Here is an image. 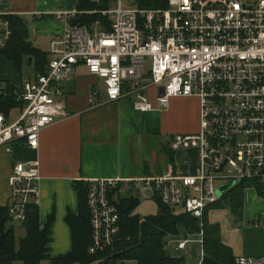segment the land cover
<instances>
[{
    "label": "built area",
    "instance_id": "1",
    "mask_svg": "<svg viewBox=\"0 0 264 264\" xmlns=\"http://www.w3.org/2000/svg\"><path fill=\"white\" fill-rule=\"evenodd\" d=\"M100 14L106 23L96 20L97 27L91 28L79 21L76 7L53 12L62 30L49 41L45 72L17 84L19 117L9 123L0 112V147L11 150L13 143L21 142L37 150L42 129L67 116L62 81L83 65L103 80L107 101L130 98L137 111L153 110L154 103L164 109L171 97H196L198 130L174 134L169 145L172 150L195 148L199 159L193 173L85 181L89 251H104L119 233L112 195L119 185V194L140 196L135 183L141 182L151 196L155 193L162 203L179 207L199 222L227 191H221V185L233 181L264 191V0H163L161 6L134 9H124L119 2ZM14 15L10 0H0V51L12 35ZM145 60L150 61L147 72ZM148 89H154L155 102ZM100 97L94 87L88 103L99 105ZM227 169L232 172L224 174ZM217 179L224 182L216 185ZM39 181L37 158L12 165L6 204L12 222L23 223L28 204H37ZM254 225L264 227V217ZM192 235L172 236L166 248L173 255L191 242L202 248V229ZM233 263L264 264V255L236 256Z\"/></svg>",
    "mask_w": 264,
    "mask_h": 264
},
{
    "label": "crops",
    "instance_id": "2",
    "mask_svg": "<svg viewBox=\"0 0 264 264\" xmlns=\"http://www.w3.org/2000/svg\"><path fill=\"white\" fill-rule=\"evenodd\" d=\"M91 1L104 3L102 0ZM77 3L78 0H10V7L15 13L13 17L24 25L30 45L44 53L48 61L49 41L62 30L53 12L76 7ZM107 5L79 10L81 15H91L110 8ZM44 44H47L46 48L42 47ZM0 59L15 69L7 58L0 56ZM36 75L38 73L35 72L34 77ZM34 77L28 74L26 80ZM23 79L19 76L15 81L6 74L0 76L1 81L16 85L26 81ZM61 87L67 116H58L54 123L42 129L37 150L24 147L21 142L13 143L11 150L0 147V206L7 204V178L15 161L39 160L38 216L42 224L53 216L49 243L51 256L65 254L71 247L65 217L78 211L76 183L96 178L137 179L160 176L168 171L173 174L193 173L199 159L198 151L172 150L169 145L171 139L162 134L167 131L172 137L177 133L198 130L199 101L196 97H171L164 109L154 103L153 110L137 111L130 98L107 101L103 80L90 74L83 65H77L71 77L62 81ZM94 87L100 90L101 95V103L96 106L88 103L90 90ZM147 92L151 101L155 102L154 89ZM19 107L12 109H16L12 115V110L9 112L7 122L11 123L19 117ZM159 115L163 116L159 127L162 133L154 135L156 126L150 121ZM248 191L264 200V195H259L257 189L247 186L243 189L240 215L234 214L226 205L211 206L204 212L207 222L217 226L220 240L229 247L233 258L264 255V227L254 225L258 217H264V203H243L244 193ZM138 194L141 195L140 192ZM219 209L227 214V232L222 227L220 229L218 221L208 220L210 212ZM195 246L200 248L201 254V246L191 242L184 250L176 252V256L188 255L192 258L188 252ZM201 259L200 256L194 264H200Z\"/></svg>",
    "mask_w": 264,
    "mask_h": 264
},
{
    "label": "trees",
    "instance_id": "3",
    "mask_svg": "<svg viewBox=\"0 0 264 264\" xmlns=\"http://www.w3.org/2000/svg\"><path fill=\"white\" fill-rule=\"evenodd\" d=\"M106 1L103 0L104 3L97 4L91 0H78L76 8L79 10L105 7ZM140 3L141 7H157L162 5L163 0H142ZM89 18L93 20L92 22L100 20L106 23L100 13L80 15L79 21L89 20ZM11 23L12 35L7 45L0 51V56L10 60L18 70H20L22 59L30 57L31 61H29L36 65V74L44 73L47 66L45 54L30 45L28 33L18 18L12 17ZM18 89L16 84L0 80V112L6 117L13 108L19 106L15 98ZM119 187L120 185L114 188L112 195L115 197L119 211L120 230L113 244L99 252L89 251L91 229L90 213L86 202V182L75 185L78 194L77 214L68 213L65 217L71 240V247L65 254L50 255L52 215L45 223H40L37 204L29 203L26 220L21 223L24 235L16 240L7 207L0 206V225L9 231L6 236L8 248L0 251V264H13L14 261H20L21 264H42L44 260L49 261V264H123L126 260H134L136 264H190L183 256L171 254L166 244L172 236L196 234L201 229L203 256L200 264H234L229 247L220 240L217 226L207 222L205 213L209 207L199 222L197 218L185 211L176 210L177 208L162 203L153 193L151 197L158 210L154 214L141 217L133 213L139 203L137 193L119 194ZM245 187V183L233 185L224 193L222 202L220 200L211 206L226 205L234 214L240 215ZM257 190L264 195L262 189L257 187Z\"/></svg>",
    "mask_w": 264,
    "mask_h": 264
},
{
    "label": "rangeland",
    "instance_id": "4",
    "mask_svg": "<svg viewBox=\"0 0 264 264\" xmlns=\"http://www.w3.org/2000/svg\"><path fill=\"white\" fill-rule=\"evenodd\" d=\"M141 1L142 0H107L106 4H108L107 6H109L110 8H113V7H116L118 5V3L120 2L121 6L124 9H134V8L142 6L140 3ZM92 21L93 20L91 18H89V20H84L81 23L90 25L88 23H90ZM94 23H95V21L91 23L92 24V25H90L91 28L97 27L96 24L93 25ZM42 47L46 48L47 44L42 45ZM29 60H30V57L29 58L24 57L22 59L20 70H18L17 68L14 69L10 65V63H7V62L3 61V59H0V76H1V74H6V75H9V79L10 78L13 80L16 79L15 81L18 80L19 76L24 78L23 80H26L28 74L31 77H34V73L36 71V69H35L36 65L33 62L31 63ZM149 67H150V61L145 60V72H147L149 70ZM79 69H82V67H79ZM15 110L16 109L11 111V115L15 112ZM162 117L159 115L157 119H152L150 121L151 123L155 124V126H156L155 131H154V135H156L157 132L162 133L161 131H159V127H161L160 123H161ZM162 134H164L163 136L168 137L169 139L172 138V137H170V134L167 131H166V133H162ZM187 150H189L188 152H191V153L197 152V150L195 148H190ZM192 158H194V155ZM230 172H232V171L227 169L226 171H224V174L230 173ZM223 182H224L223 179H217L215 181L216 185H221ZM135 186L137 189H139L138 191L141 193V195L139 196V203L136 206V208L134 209L133 213H135L141 217L146 216L148 214L156 213L158 208H157L155 201L151 197V190L147 187H144L141 182H138V183L136 182ZM257 192L259 195H261V193H259V190H257ZM124 193L130 194L129 191H125ZM243 203H264V200H263V198H259V197L256 198L255 194L252 191H248L247 193H244ZM214 209H216V208H214ZM176 210H179V207ZM208 220L210 222L211 221H218L221 224L220 229L222 227V229L225 232H227L228 227L226 224H228L229 221H228L227 214L224 213L222 210L219 209V210L211 211L209 216H208ZM12 224H13L14 237L17 240L19 237H22L24 235V229L22 228L20 223L17 221L12 222ZM192 236L195 237L194 234ZM16 245H17V242H16L15 246ZM171 254H174V253L171 252ZM188 254L191 255L192 258L189 257L188 255H184L186 262L190 263V264H194L198 261V258L201 256L200 248L195 246L194 249H192L188 252ZM17 262L19 263L20 261H14L13 263H17ZM42 264H49V261H44ZM123 264H136V262L134 260H126L123 262Z\"/></svg>",
    "mask_w": 264,
    "mask_h": 264
},
{
    "label": "water",
    "instance_id": "5",
    "mask_svg": "<svg viewBox=\"0 0 264 264\" xmlns=\"http://www.w3.org/2000/svg\"><path fill=\"white\" fill-rule=\"evenodd\" d=\"M221 170V169H220ZM235 184V182L230 181L224 185L220 186L221 191H226L230 187H232ZM8 229H4L2 225H0V251H5L8 248V245L6 244V236L8 234Z\"/></svg>",
    "mask_w": 264,
    "mask_h": 264
}]
</instances>
